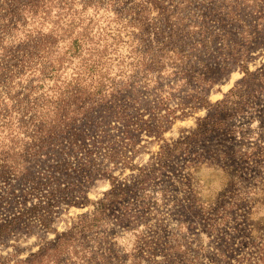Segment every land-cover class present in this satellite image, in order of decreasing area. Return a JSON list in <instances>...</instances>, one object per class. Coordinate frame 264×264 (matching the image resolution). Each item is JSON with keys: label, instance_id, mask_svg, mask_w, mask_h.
<instances>
[{"label": "trees", "instance_id": "obj_1", "mask_svg": "<svg viewBox=\"0 0 264 264\" xmlns=\"http://www.w3.org/2000/svg\"><path fill=\"white\" fill-rule=\"evenodd\" d=\"M166 2L176 9L178 6L175 5L180 3L176 0ZM252 2L231 0L228 7L226 4L215 6L214 10H223L215 16L220 21L218 29L210 31L202 24L200 32L203 38L188 43V47L175 45L171 40L163 43V68L157 69V72L161 74L163 71L164 78L168 71V76L175 77L176 82H183L182 86L192 91L188 94L189 102L208 104L203 87L212 85L224 69L246 60L244 54L249 48L241 39H232H236V34L228 30V24L238 28L248 26L257 35L258 29L264 26V0ZM101 4L103 0H0V21L3 23L0 74H7L8 80L20 74L21 82L30 83L33 78L39 82L37 86L28 87L27 84L25 88L29 94L25 99L12 102L10 107L3 101L0 103V239L28 225L37 214L42 216L50 210L42 199L27 206L31 198L46 196L47 206L58 201H67L75 206L86 205L85 187L93 178L105 176L111 170L101 162L110 160L116 165L120 159L124 160L125 155L119 147L110 145L104 159L97 161L99 154L96 148L105 138H91L93 147L86 146L84 141L89 135L79 127L82 120L92 122L96 111L105 110L123 123L125 136L120 141L131 145L139 132L159 137L166 125L172 122L170 116L174 118L179 110L185 113L186 103L171 107L164 100L168 99L166 95L162 98L161 91V104L154 107L148 117L133 105L135 97L124 96L126 90L140 80L147 84L158 81L149 68L151 64L145 62V55L142 54L148 44L140 43L143 40L136 43L130 35L134 28H144L145 18L125 16L115 5L119 4V0H109L107 4L111 9L114 6L112 10L116 15L109 21L113 23L100 27L96 14L87 17L86 12L93 8L96 13ZM147 4L163 5L161 1L150 3L149 0H140L138 7L149 6ZM167 10L174 11L170 7ZM27 25L33 27L29 29ZM46 26H49L47 31ZM12 32L22 34L18 45L8 44L14 38L15 33ZM123 33L124 37L131 39L123 40ZM254 36L252 38L257 39ZM122 46L129 51L124 56L119 54ZM233 46H240L241 49L233 52ZM169 53L178 57L167 60L165 56ZM115 62L118 68L124 66L117 77L112 75ZM68 67H71L69 75L65 74ZM126 67H130L132 74L125 81ZM263 88L264 64L256 71L246 70L244 78L230 94L214 106L208 105V114L199 120L190 134L173 144L161 146L158 162L150 160V166L141 168L138 178L129 182H116L115 175H108L111 188L102 200L94 204L90 213L80 215L53 243L30 257L18 259L14 264H61L63 258L69 257L80 258L86 263L92 260V264H101L102 261L113 264V258H117L113 250L117 233L107 232L106 222L110 224L116 217L117 225L123 224L126 230L135 229L131 220L138 215L133 213L125 198L137 194V203L146 208L149 204L147 188L144 187L147 172L154 168L159 170L156 165L162 166L163 155L191 150L213 134H230L231 116L238 118L248 114L245 106L250 97ZM196 105L190 108H196ZM133 108L135 117L130 112ZM230 137H233L232 132ZM41 163H45L46 168L34 170ZM76 173H81L80 178L72 181L71 177ZM61 175L64 179L59 180ZM18 185L22 188L17 189ZM4 186L6 189L3 190ZM115 206L118 207L117 216L112 213ZM47 220V217L43 218L46 225L49 224ZM124 220L129 221L124 224Z\"/></svg>", "mask_w": 264, "mask_h": 264}, {"label": "rangeland", "instance_id": "obj_2", "mask_svg": "<svg viewBox=\"0 0 264 264\" xmlns=\"http://www.w3.org/2000/svg\"><path fill=\"white\" fill-rule=\"evenodd\" d=\"M139 1L119 0V4L115 5L127 17L145 18L144 28L136 27L130 35L136 43L143 40L140 43L148 44L142 54L145 55V62L151 64L149 68L154 73L153 76L158 77V81L147 84L139 79L133 87L126 90L124 96L135 97L133 105L139 107L145 117H148L153 108L161 104V91L162 98L166 95L165 98L168 99L164 100L171 107L186 103L188 106L184 110L185 113L179 110L174 114V118L170 116L172 122L166 125L159 137L139 132L131 145L122 144L120 141L125 136L123 123L112 118L105 110L96 111L92 122L82 120L79 127L89 135L84 141L86 146L93 147L94 137L105 138L96 148L99 154L97 161L104 159L110 145L119 147L125 155L124 160L120 159L116 165L110 160L101 162L103 166L111 167V170L105 176L93 178L85 187L83 195L87 196L86 205L75 206L67 201H58L47 206L46 196L31 198L26 203L27 206L42 199L45 207L50 210L45 213L47 216L37 214L28 225L25 224L0 239V264H14L18 259L30 257L53 243L80 215L90 213L94 204L104 198L112 185L108 175H115L116 182L137 179L140 169L149 165L150 160L152 163L159 161L162 145L173 144L190 134L197 127L199 120L208 114V105L214 106L230 94L236 84L244 78L246 70L256 71L264 64V26L258 29L256 35L248 26L238 28L228 24V30L236 34V39H232H241L242 43L247 44L249 51L244 54L246 60L224 69L216 76L212 85L203 87L208 104L189 102L188 94L192 91L183 87V82H176L175 77L168 76V71L164 78L163 71L161 74L157 72V69L163 68V43L171 40L175 45L188 47V43L203 38L200 32L203 29L202 24L210 31L217 30L220 21L215 16H218L220 11L223 13V10H214L215 6L226 4L228 7L231 0L220 3H217L219 0H176L180 2L175 5L178 6L177 9L168 6L167 0H149L150 3L161 1L163 5L160 4V7L155 4L138 7ZM247 1L253 3L252 0ZM108 2L109 0H103L96 13L93 8L86 12L87 17L96 14L100 27L113 23L109 21L116 15L112 10L114 6L109 8ZM166 7L174 11H169ZM55 13L56 10L53 11V14ZM2 27L3 23L0 21V33ZM32 27L27 25L29 29ZM48 29L49 26H46V31ZM21 35L19 32L15 33L8 44L18 45ZM253 36L257 39L252 38ZM131 37H124L123 33L122 39L129 40ZM12 47L15 46L10 48ZM214 47L216 48V45ZM239 49L240 46H233V52ZM128 52L126 47L122 46L119 54L124 56ZM165 57L169 60V57L175 58L178 55L169 53ZM122 67L124 66L118 68L115 62L112 75L117 77ZM70 73L71 67H68L65 74ZM124 73L123 79L126 81L132 70L126 67ZM7 77V74H0V103L3 101L9 107L18 99L26 98L29 94L25 88L27 84L30 87L39 83L37 78H33L30 83L21 82L20 74L9 80ZM255 93L245 106L248 114L238 118L231 116L233 119L228 128L233 133L232 138L231 132L228 135L213 134L191 150L173 151L169 155H163L162 166L155 164L159 170L154 168L147 172L144 187L147 188L149 204L147 203L146 208L137 203V194L124 199L138 217L131 220L135 224L133 230H126L123 224L117 225L116 217L112 218L110 224L106 222L108 226L105 230L112 234L117 233L114 234L116 243L113 244L117 258H113V264H264V88ZM193 105H196V108H190ZM130 112L133 113L132 117H135V108ZM45 165L41 163L35 166L34 170H43ZM80 175L81 173H76L71 180H78ZM58 178L64 179L63 175ZM21 188L22 186H17V189ZM112 213L118 215L117 206ZM44 217H47L49 224L44 223ZM127 221L129 220L124 224L128 223ZM106 235L110 239L107 233ZM61 264H92V260L86 263L80 258L69 257L63 258Z\"/></svg>", "mask_w": 264, "mask_h": 264}]
</instances>
